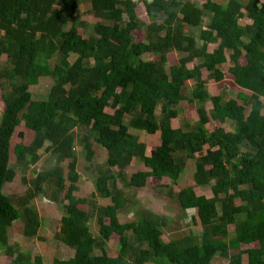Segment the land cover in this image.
Returning a JSON list of instances; mask_svg holds the SVG:
<instances>
[{
    "label": "trees",
    "instance_id": "1",
    "mask_svg": "<svg viewBox=\"0 0 264 264\" xmlns=\"http://www.w3.org/2000/svg\"><path fill=\"white\" fill-rule=\"evenodd\" d=\"M87 1L100 20L85 39L78 31L81 0H0V58L5 57L0 66V251L6 256L0 264H40V258L32 262L9 243V229L20 221L25 239H39L41 221L30 203L45 186L54 188L49 199L64 209L55 239L74 250L72 258H55L52 264H212L217 256L227 264H245V257L247 264H264V1L205 0L202 6L194 0ZM140 3L149 22L136 15ZM205 16L209 22L202 27ZM242 18L249 21L242 24ZM187 26L202 27L201 46ZM138 30L145 34L142 41L134 39ZM212 43L217 46L210 51ZM174 51L178 62L167 67ZM226 63L233 83L248 91L238 99L211 96L203 79L207 69L209 78L222 84ZM40 78L52 79V85L45 99H33L29 87ZM182 102L198 113L192 131L172 125L182 116ZM228 120L234 131L206 128L211 121ZM21 123L34 137L11 148ZM147 136L161 140L150 156ZM76 141L88 162L95 145L107 153L90 207L87 198L75 195ZM45 143L55 167L30 179L22 197L6 196L3 186L15 176L11 149L17 164L30 166L39 161ZM190 159L196 161V185L210 186L213 193L199 195L193 186L176 193L181 209L196 211L199 235L165 242L164 219L146 211L120 221L119 212L131 199L118 183L142 189L150 178L160 184L168 178L176 184ZM134 160L148 171L128 177ZM65 161L66 174L60 166ZM98 197L111 204L98 207ZM96 210L98 237L89 225ZM114 234L118 256L111 257L106 245Z\"/></svg>",
    "mask_w": 264,
    "mask_h": 264
},
{
    "label": "rangeland",
    "instance_id": "2",
    "mask_svg": "<svg viewBox=\"0 0 264 264\" xmlns=\"http://www.w3.org/2000/svg\"><path fill=\"white\" fill-rule=\"evenodd\" d=\"M197 5L202 6L205 0H194ZM225 1V0H218ZM264 1V0H263ZM80 20L83 25L79 27V33L86 39L92 36L93 24L100 20L98 16L93 14L90 10V3L87 0H81L80 3ZM136 15L139 20L144 22H149L148 15L145 6L141 3L136 7ZM246 18L240 19V23L245 24L248 22ZM209 22V17L205 16L203 25L204 27ZM201 26L189 27L187 26L186 32L193 35L197 39V45H202V40L200 39ZM2 34V33H0ZM134 39L142 41L145 38L143 31H134ZM216 44H210L209 49L212 51L216 48ZM179 53L171 52L169 54L168 66L176 65L178 62ZM73 57L71 58V60ZM148 57H145L147 60ZM5 62V57L0 58V66ZM193 65V64H192ZM230 63H226L222 66V69L226 73L225 80L222 84H217L213 78H209V73L207 69L203 70V79L206 81V87L208 93L211 96H224L228 98L238 99V94L243 91V93L248 92L242 89L236 83H233L232 79L228 76V68ZM191 66V64H190ZM227 78V79H226ZM194 84V83H192ZM52 85V79L50 78H40L36 85L30 86L29 90L32 94L33 99H45L49 89ZM186 91L187 97L191 96V89ZM190 91V92H189ZM264 102V97H262ZM2 102L0 98V116L2 111ZM208 112L213 108L210 101L205 104ZM191 109V111H189ZM179 112L182 114L178 119L173 120L172 125L174 128H181L184 131H192L197 128L199 122L198 113L195 108L188 102H182L179 107ZM186 112V113H185ZM264 112V111H263ZM185 114H189V118ZM223 127L226 131L231 132L235 129V124L232 121H227L225 124L220 125L218 122L211 121L207 124L206 128L210 131L217 127ZM79 130H76V133ZM131 133L137 134V131L130 129ZM23 133V137L19 134ZM34 137L32 131L28 130L24 123L18 127L12 137L11 148L19 142L28 145ZM147 145V155H151V150L156 148L161 144L160 138L149 137L145 138ZM45 143L44 147L39 150V161L35 165L21 166L15 162V157L10 154L9 167L15 172V176L10 183H6L3 186V193L13 199L17 197H22L29 186L31 185L30 179L34 178L40 172H46L56 165V160L49 154L46 150ZM95 156L91 162H88L84 154L80 151L78 142L76 141L74 145V153L77 161V173L79 180L77 182V190L75 195L80 198H87L89 200V207L91 205V195L95 192V183L99 175L101 167L105 168V163L107 160V153L104 149L99 146H94ZM63 168L65 174L67 172V161L60 164ZM196 161L195 159H190L187 162V167L183 174L181 175L178 182L175 184L168 178H165L161 184L154 178H150L147 181V185L142 189L137 188H125L121 183H118V188H121L126 197L131 199L127 208L119 212V219L122 223L135 219L136 215L141 211L150 212L156 217L163 218L165 222L163 240L169 242L173 238H181L187 235H199L202 232V228L194 220L196 217L195 210L184 211L178 204L176 193L180 188H185L189 186L195 187L199 195H204L208 198L213 197L212 189L208 187H198L194 180ZM148 171L143 162L140 160H134L132 164L127 168V176L130 177L135 173ZM25 180V181H24ZM166 185L168 188L157 187V185ZM53 187L45 186L44 193L40 194L38 197L34 198L30 205L36 210L40 217L41 228L39 230V239L28 240L23 237L22 234V224L20 221L14 222L9 229V243L15 244L16 247L26 254H29L31 261L34 262L38 257L40 258V264H52L53 259L58 258L62 260H67L74 256V250L69 249L61 242L56 240V235L58 233L59 220L64 213L63 206L60 203H55L49 199V196L53 193ZM171 191L172 196L169 194ZM62 196V195H61ZM98 207H103L111 204L109 199H101L98 197ZM88 206H80L82 210H88ZM100 209V208H99ZM97 211L92 216L89 225L91 231L95 237L99 236V225L97 222L98 215ZM137 218V217H136ZM109 223V220L106 219ZM233 226L231 231H233ZM118 235H113L107 242L106 249L107 253L111 257L118 256ZM96 254H101L100 251H96ZM6 261V256L0 251V262L4 263ZM245 264H247V257L244 258ZM212 264H227V260L219 256L215 257Z\"/></svg>",
    "mask_w": 264,
    "mask_h": 264
},
{
    "label": "clouds",
    "instance_id": "3",
    "mask_svg": "<svg viewBox=\"0 0 264 264\" xmlns=\"http://www.w3.org/2000/svg\"><path fill=\"white\" fill-rule=\"evenodd\" d=\"M149 3H151V0H149Z\"/></svg>",
    "mask_w": 264,
    "mask_h": 264
},
{
    "label": "crops",
    "instance_id": "4",
    "mask_svg": "<svg viewBox=\"0 0 264 264\" xmlns=\"http://www.w3.org/2000/svg\"><path fill=\"white\" fill-rule=\"evenodd\" d=\"M191 64V66H192V63H190ZM190 64H189V66H190Z\"/></svg>",
    "mask_w": 264,
    "mask_h": 264
}]
</instances>
